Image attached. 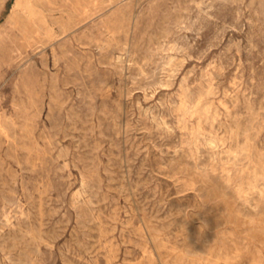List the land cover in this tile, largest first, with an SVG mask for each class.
<instances>
[{
  "label": "rangeland",
  "instance_id": "rangeland-1",
  "mask_svg": "<svg viewBox=\"0 0 264 264\" xmlns=\"http://www.w3.org/2000/svg\"><path fill=\"white\" fill-rule=\"evenodd\" d=\"M0 264H264V0H0Z\"/></svg>",
  "mask_w": 264,
  "mask_h": 264
},
{
  "label": "bare ground",
  "instance_id": "bare-ground-1",
  "mask_svg": "<svg viewBox=\"0 0 264 264\" xmlns=\"http://www.w3.org/2000/svg\"><path fill=\"white\" fill-rule=\"evenodd\" d=\"M53 3H54V1H53ZM32 4H33V2H32ZM42 4H43V3H42ZM42 4H41V5H42ZM37 5H38V4H37ZM34 6H35V5H34ZM23 9H24V8H23ZM21 11H22V10H21ZM22 12H23V11H22ZM24 12H25V11H24ZM37 19H38V18H37ZM35 21H36V20H35ZM26 24H27V23H26ZM26 26H27V25H26ZM52 27H53V26H52ZM29 28H30V27H29ZM142 74H143V73H142Z\"/></svg>",
  "mask_w": 264,
  "mask_h": 264
}]
</instances>
